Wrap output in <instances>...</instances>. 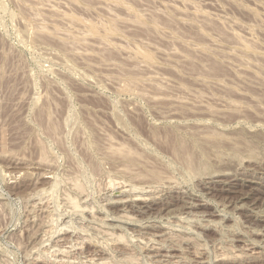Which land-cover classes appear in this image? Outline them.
I'll list each match as a JSON object with an SVG mask.
<instances>
[{"label": "rangeland", "instance_id": "obj_1", "mask_svg": "<svg viewBox=\"0 0 264 264\" xmlns=\"http://www.w3.org/2000/svg\"><path fill=\"white\" fill-rule=\"evenodd\" d=\"M90 263L264 264V0H0V264Z\"/></svg>", "mask_w": 264, "mask_h": 264}, {"label": "bare ground", "instance_id": "obj_2", "mask_svg": "<svg viewBox=\"0 0 264 264\" xmlns=\"http://www.w3.org/2000/svg\"><path fill=\"white\" fill-rule=\"evenodd\" d=\"M107 4V3H106ZM113 4H115V3H113ZM112 5V4H111ZM45 6H46V4H45ZM107 6V5H106ZM110 6V5H109ZM114 6V5H113ZM47 7V6H46ZM126 7H127V5H126ZM54 8V7H53ZM108 9H109V7H108ZM124 10V9H123ZM126 10V9H125ZM37 12V11H36ZM56 12H57V10H56ZM63 12V11H62ZM64 13V12H63ZM60 14V13H59ZM132 16H133V14H131ZM137 15V14H136ZM140 15V14H139ZM205 15V14H204ZM63 16V15H62ZM70 16V15H69ZM116 16V15H115ZM68 17V16H67ZM117 17V16H116ZM134 17V16H133ZM136 18V17H135ZM153 18V17H152ZM70 19H72L73 20V18H70ZM153 19H155V17L153 18ZM207 19V18H206ZM122 20V19H121ZM155 20H157V19H155ZM74 21V20H73ZM72 21V22H73ZM77 21V20H76ZM118 21V20H117ZM78 22V21H77ZM130 22V21H129ZM132 22V21H131ZM88 23H90L89 21H88ZM114 23V22H113ZM115 23H116V21H115ZM121 23V22H120ZM133 23V22H132ZM136 24H137V21L135 22ZM141 24V22H139L138 21V24ZM117 24V23H116ZM134 24V23H133ZM84 25V24H83ZM39 26H42V25H39ZM36 27H37V25H36ZM44 27V26H43ZM97 27V26H96ZM41 28V27H40ZM153 28V27H152ZM38 29V28H37ZM42 29V28H41ZM108 29V28H107ZM107 29H105V31L107 30ZM116 29H117V27H116ZM43 30V29H42ZM44 30H46V27H45V29ZM112 30H114V27H113V25H112V27H110L109 28V31H112ZM155 30V29H154ZM56 31V30H55ZM58 31V30H57ZM87 31V30H86ZM90 31H91V33L92 32H96V30H95V27L94 26H90ZM108 31V30H107ZM63 32V31H62ZM89 32V31H88ZM57 33V32H56ZM86 33V32H85ZM41 34V33H40ZM70 34V33H69ZM43 35V34H42ZM45 35V34H44ZM65 35V34H64ZM49 36V35H48ZM70 36V35H69ZM108 36V35H107ZM109 38H110V36H108ZM118 37V36H117ZM235 37V36H234ZM74 38H75V36H74ZM86 38V37H85ZM85 38H84V40L83 39H80V40H83V41H85ZM120 38V37H119ZM240 38V37H239ZM239 42V41H238ZM243 42V41H242ZM64 43V42H63ZM65 43H66V41H65ZM64 43V44H65ZM247 43V42H246ZM242 44V43H241ZM243 44H244V42H243ZM119 45V44H118ZM117 45V46H118ZM249 46V45H248ZM249 47H251V46H249ZM248 47V48H249ZM120 48V47H119ZM250 49V48H249ZM138 50H140V49H138ZM142 52H144V51H142ZM250 54V53H249ZM143 57L145 58V59H148V60H152V54L151 53H149V52H144L143 54ZM249 56V55H248ZM140 57V56H139ZM259 57V56H258ZM262 58V57H261ZM239 62V61H238ZM244 62V61H243ZM240 63V62H239ZM243 64V63H242ZM250 64H251V62H250ZM251 66V65H250ZM214 69L215 70H217V68L214 66ZM129 81V80H128ZM131 81V80H130ZM134 82V81H133ZM133 82L131 81V83H129V85L130 84H133ZM135 83V82H134ZM136 83H137V81H136ZM134 85V84H133ZM233 103V102H232ZM230 105V104H229ZM232 105H234V104H232ZM235 106V105H234ZM231 107H233V106H231ZM234 108V107H233ZM230 109V108H229ZM235 109V108H234ZM212 110V109H211ZM234 111V110H233ZM236 111V110H235ZM239 117V116H238ZM243 117V116H242ZM241 118V117H240ZM240 121V120H239ZM223 123V122H222ZM223 127H225V126H223ZM223 130V129H222ZM219 133V132H218ZM228 133V132H227ZM213 135H214V133H212ZM212 134H207V135H204V141L202 142V144L204 145V146H201L202 148V150H203V154H205V156H208L207 158H205V160L207 159L208 160V158L210 157V159H211V156H213L214 155V153H219L220 155V157H221V153L224 151V150H230V151H232V152H234L235 154L236 153H239L240 151L242 152V150H241V148H243V151L245 152V150H244V148L246 147L247 149H249L248 148V146L250 145L249 144V142L247 141V142H241V144H240V141L239 142H236V141H234V143L233 144H231V142H233V141H231V140H234V138H231L230 139V137H229V135H228V138L230 139L229 141H227V139H226V141H223V139H221L220 138V134H221V136H222V132L218 135L219 136V139H218V137H217V135H216V137L215 136H212ZM216 134V133H215ZM224 134H226V132L224 133ZM224 134H223V136H224ZM235 134V133H234ZM222 136V137H223ZM233 136V135H232ZM231 136V137H232ZM236 136V135H235ZM234 136V137H235ZM226 137H227V135H226ZM225 138V137H224ZM237 139V137L235 138V140ZM225 140V139H224ZM197 145V144H196ZM118 147H115V146H113V147H111V153L112 154H110V155H112L113 156V154H116V155H118V157L120 158V160H125L126 162H128L127 164H129L130 163V166H131V163L133 164V166H134V163L133 162H135V160H136V158H134V156H135V151L133 152V151H131V149H129V148H127L126 146H123V145H121V146H119V145H117ZM194 146H195V144H194ZM110 148V147H109ZM194 148L195 147H191L190 148V150H189V148H187V145H185L184 144V142H179V143H177L176 144V146L173 148V152L175 153V155L178 157V158H180V159H182L185 163H186V166H188V165H190V166H192L190 163L192 162V158H194L195 156H194V154H195V152L193 151L194 150ZM202 152V151H201ZM210 152H214L213 153V155H211L210 156V154H212V153H210ZM251 153V152H250ZM203 154L201 153V155H199L198 157L200 158L201 156H203ZM208 154V155H207ZM224 154V153H223ZM230 154V153H229ZM244 154V153H243ZM116 155H114V156H116ZM137 155V154H136ZM198 154H196V156H197ZM225 155V154H224ZM237 156L239 155V154H236ZM111 156V157H112ZM193 156V157H192ZM216 156H218V155H216L215 154V157ZM230 156V155H229ZM108 157V156H107ZM110 157V156H109ZM110 157V158H111ZM117 157V156H116ZM117 157V158H118ZM138 157V156H137ZM214 157V158H215ZM220 157H217V158H220ZM224 157V156H223ZM222 157V158H223ZM114 158V157H113ZM113 158H111V159H113ZM197 158V157H196ZM221 158V159H222ZM226 158V157H225ZM239 158H241V155H240V157ZM115 159V158H114ZM138 159V158H137ZM201 159V158H200ZM199 159V160H200ZM216 159V158H215ZM227 159H229L228 157H227ZM116 160V159H115ZM140 160V159H139ZM203 160V159H202ZM244 160V159H243ZM251 160V159H250ZM118 161H119V159H118ZM204 161V160H203ZM218 161V160H217ZM221 161V160H220ZM229 161V160H228ZM246 161V160H245ZM120 162V161H119ZM125 162V163H126ZM195 162V161H194ZM212 162V161H211ZM225 162V161H224ZM239 162H240V160H239ZM243 162V161H242ZM230 163H231V161H230ZM232 163H233V161H232ZM234 163H236V162H234ZM126 164V165H127ZM195 164V163H194ZM216 164V163H215ZM126 165H124L125 166V168L124 169H126ZM197 165V164H196ZM130 166H128L127 165V168L128 167H130ZM190 166H189V168H190ZM225 166V165H224ZM227 166V165H226ZM201 167H203V166H201ZM131 168V167H130ZM135 168H137V167H135ZM195 168V167H194ZM226 168V167H225ZM230 168V167H229ZM129 169V168H128ZM218 169V168H217ZM255 169V168H254ZM122 170H123V168H122ZM131 170V169H130ZM136 170V169H135ZM196 170H198V169H196ZM221 170V169H220ZM120 171V170H119ZM126 171V170H125ZM140 171V170H139ZM127 172V171H126ZM130 172V171H129ZM141 172V171H140ZM151 172V171H150ZM155 172V171H154ZM157 172L158 171H156L153 175H154V178L155 177H157ZM120 173V172H119ZM194 173V172H193ZM215 173H217V172H215ZM229 173V172H228ZM227 173V174H228ZM144 174V173H143ZM159 174V173H158ZM225 173H223V174H219V176H223ZM226 174V175H227ZM124 175V174H123ZM144 175H146V173L144 174ZM206 175V174H205ZM217 175V174H216ZM129 176H131V175H129ZM137 177V176H136ZM140 177V176H139ZM159 177V176H158ZM161 177V176H160ZM138 178V177H137ZM145 178H147V177H145ZM150 178V177H149ZM151 178H153V176H151ZM222 178H224V177H222ZM135 179V178H134ZM161 179V178H160ZM74 180V179H73ZM116 180V179H115ZM139 180H143V178L142 179H139ZM145 180V179H144ZM157 181V179H154L153 181ZM147 181V180H146ZM151 181V180H150ZM159 181V180H158ZM145 182V181H144ZM148 182V181H147ZM152 182V181H151ZM151 182H150V184H151ZM162 182V181H161ZM219 182H221V183H227V184H229V182H230V180H229V182H227V180L226 179H224V180H221L220 179V181ZM75 183V182H74ZM77 183H78V181H77ZM140 183V182H139ZM166 183H168V182H166ZM233 183V182H232ZM149 184V185H150ZM155 184V183H154ZM226 184V185H227ZM244 184V183H243ZM74 185H76V184H74ZM113 185V184H112ZM138 185V184H137ZM142 185V184H141ZM140 185V186H141ZM144 185V184H143ZM153 185V184H152ZM156 185V184H155ZM167 185V184H166ZM72 186V185H71ZM123 186H125V185H123ZM145 186H147V183H146V185ZM75 187V186H74ZM82 187V186H81ZM122 187V186H121ZM132 187H134V186H132ZM138 187V186H137ZM144 187V186H143ZM149 188H151L150 186H148ZM165 187V186H164ZM170 187V186H169ZM236 187V186H235ZM78 188V187H77ZM129 188V187H128ZM131 188V187H130ZM145 188V187H144ZM144 188H141L142 190L144 189ZM224 188V187H223ZM122 189V188H121ZM127 189V188H126ZM135 189V188H134ZM158 189V188H157ZM77 190V189H76ZM75 190V191H76ZM78 190H79V188H78ZM77 190V191H78ZM117 190H120V188L119 189H117ZM138 190H140V189H138ZM153 190V189H152ZM129 191V190H128ZM127 191V192H128ZM148 191H150L151 192V190H148ZM42 192V191H41ZM117 192V191H116ZM125 192V191H124ZM123 192V193H124ZM142 192V191H141ZM129 193V192H128ZM136 193V192H135ZM143 193V192H142ZM122 194V193H121ZM140 194V193H139ZM138 194V195H139ZM150 194V193H149ZM67 195V194H66ZM70 195V194H69ZM136 195V194H135ZM144 195V194H143ZM142 195V196H143ZM146 195V194H145ZM74 196V195H73ZM126 196H127V194H126ZM141 196V197H142ZM205 196V195H204ZM119 197V196H118ZM137 197H139V198H135V196H134V198L136 199V200H140V196H137ZM149 197H151V196H149ZM154 197V196H153ZM127 198V197H126ZM133 198V197H132ZM133 198V200H135ZM70 199V198H69ZM68 199V200H69ZM146 199H147V197H146ZM149 199V198H148ZM67 200V199H66ZM71 200V199H70ZM69 200V201H70ZM79 200V199H78ZM77 200V201H78ZM119 200V199H118ZM118 200H115V201H118ZM128 200H129V198H128ZM121 201V200H120ZM120 201H118L119 203H120ZM127 201V200H126ZM141 201H143V197H142V200ZM41 202V201H40ZM68 202V201H67ZM75 202V200H73V202L71 201V203H74ZM122 202H123V199H122ZM128 202V201H127ZM136 202V201H135ZM187 202V201H186ZM80 203V202H79ZM76 204V203H75ZM203 204V203H202ZM74 205V204H73ZM77 205H78V202H77ZM80 205V204H79ZM113 205V204H112ZM45 207V206H44ZM237 207V206H236ZM73 208V207H72ZM123 208V207H122ZM181 208V207H180ZM72 211V210H71ZM43 213V212H42ZM48 213V212H47ZM56 215V214H55ZM207 215V214H206ZM44 216V215H43ZM53 216V215H52ZM39 217V216H38ZM126 217V216H125ZM97 218V217H96ZM121 218V217H120ZM123 218V217H122ZM54 219V218H53ZM104 219V218H103ZM94 220V219H93ZM99 220V219H98ZM136 220V219H135ZM210 220V219H209ZM222 220V219H221ZM178 221V220H177ZM208 224V223H207ZM58 225V224H57ZM215 225V224H214ZM180 226H182V225H180ZM186 227V226H185ZM196 227V226H195ZM97 229V228H96ZM178 230V229H177ZM61 230H59V232H60ZM105 232V231H104ZM104 232H102V233H104ZM106 233H107V231H106ZM110 233V232H109ZM259 233V232H258ZM108 234V233H107ZM84 235V234H83ZM153 235V234H152ZM163 235V234H162ZM56 236V235H55ZM64 236V235H63ZM107 236V235H106ZM109 236V235H108ZM112 236V235H111ZM110 236V237H111ZM78 237V236H77ZM116 237V236H115ZM117 237H118V235H117ZM121 237V236H120ZM125 237V236H124ZM146 237V236H145ZM166 237V236H165ZM114 238V237H113ZM140 238V237H139ZM138 238V239H139ZM164 238V237H163ZM95 239V238H94ZM93 239V240H94ZM117 239V238H116ZM119 239V238H118ZM76 240V239H75ZM84 240V239H83ZM120 240H121V238H120ZM56 241H57V239H56ZM125 241V240H124ZM132 241H133V239H132ZM141 241V240H140ZM97 242V241H96ZM75 243V242H74ZM81 243V242H80ZM101 243V242H100ZM67 244V243H66ZM246 244V243H245ZM248 244V243H247ZM259 245V244H258ZM106 247V246H105ZM60 248V247H59ZM74 248V247H73ZM59 250V249H58ZM61 250V249H60ZM66 250V249H65ZM112 250V249H111ZM116 250V249H115ZM62 251H64V249H62ZM73 251V250H72ZM119 251V250H118ZM232 251V250H231ZM46 252V251H45ZM54 252V251H53ZM56 252V251H55ZM65 252V251H64ZM63 252V253H64ZM66 253V252H65ZM246 253V252H245ZM169 254V253H168ZM45 255V254H44ZM63 255V254H62ZM164 255V254H163ZM197 255V254H196ZM200 255V254H199ZM112 256V255H111ZM130 256V255H129ZM152 256H153V254H152ZM231 256V255H230ZM249 256V255H248ZM247 257V256H246ZM256 257V256H255ZM109 258H110V256H109ZM108 258V259H109ZM241 258V257H240ZM239 258V259H240ZM45 259V258H44ZM76 259V258H75ZM114 259V258H113ZM112 259V260H113ZM223 259V258H222ZM71 260V259H70ZM82 260V259H81ZM95 260V259H94ZM93 260V261H94ZM158 260V259H157ZM202 260V259H201ZM175 261V260H174ZM179 261V260H178ZM73 262V261H72ZM101 262V261H100ZM107 262H108V260H107ZM85 263V262H84ZM93 263V262H92ZM172 263V262H171ZM179 263V262H178ZM183 263V262H182ZM91 264V263H90ZM99 264V263H98ZM121 264V263H120ZM165 264H167V263H165Z\"/></svg>", "mask_w": 264, "mask_h": 264}]
</instances>
